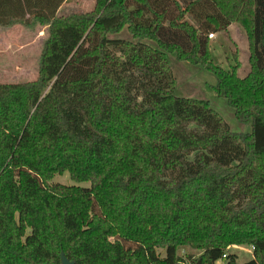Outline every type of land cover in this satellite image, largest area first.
I'll return each instance as SVG.
<instances>
[{"label":"trees","instance_id":"obj_1","mask_svg":"<svg viewBox=\"0 0 264 264\" xmlns=\"http://www.w3.org/2000/svg\"><path fill=\"white\" fill-rule=\"evenodd\" d=\"M64 2L0 0V27L49 26L37 80L0 84V264H184L181 250L264 264V0H96L60 17ZM234 24L246 76L238 53L223 68L210 50ZM169 55L212 74L251 131L176 96ZM65 173L89 187L53 183Z\"/></svg>","mask_w":264,"mask_h":264},{"label":"rangeland","instance_id":"obj_2","mask_svg":"<svg viewBox=\"0 0 264 264\" xmlns=\"http://www.w3.org/2000/svg\"><path fill=\"white\" fill-rule=\"evenodd\" d=\"M95 6L96 0H65L59 10V16L90 13ZM228 32L220 36L215 34L213 39L209 38L213 62L223 68H228L230 61H233L234 53H238L242 66L240 76H246L250 70L246 34L236 24ZM126 36L127 34H122V38ZM48 38V25L38 24L35 27H26L18 24L11 27H0V84H17L37 80L44 46ZM169 62L176 79V96L207 101L223 116L232 130L244 133L251 131L250 125L239 123L226 101L216 96L214 87L217 80L212 74L202 68L178 61L173 55H169ZM53 183L83 187L90 185L89 183L76 184L68 173L57 176ZM189 254L195 255L196 259L200 255L196 251L181 250L179 256L184 264H191L186 258ZM160 255L163 257L165 252L160 250ZM226 255L235 256L237 263H245L254 258V247L235 245L227 249ZM217 264H226V262L221 260Z\"/></svg>","mask_w":264,"mask_h":264},{"label":"water","instance_id":"obj_3","mask_svg":"<svg viewBox=\"0 0 264 264\" xmlns=\"http://www.w3.org/2000/svg\"><path fill=\"white\" fill-rule=\"evenodd\" d=\"M61 264H76V261L69 260L64 253L61 255ZM198 264H202L201 261L198 262Z\"/></svg>","mask_w":264,"mask_h":264},{"label":"crops","instance_id":"obj_4","mask_svg":"<svg viewBox=\"0 0 264 264\" xmlns=\"http://www.w3.org/2000/svg\"><path fill=\"white\" fill-rule=\"evenodd\" d=\"M234 27V25H231L230 27H229V31L232 29ZM221 34H223V33H218V36H220ZM220 40H222V38L220 37ZM230 62H232V61H230ZM230 65V64H229ZM219 263V262H218Z\"/></svg>","mask_w":264,"mask_h":264},{"label":"built area","instance_id":"obj_5","mask_svg":"<svg viewBox=\"0 0 264 264\" xmlns=\"http://www.w3.org/2000/svg\"><path fill=\"white\" fill-rule=\"evenodd\" d=\"M209 38H210V39H213V38H214V35L211 34V35L209 36ZM224 257H226V256H224Z\"/></svg>","mask_w":264,"mask_h":264}]
</instances>
